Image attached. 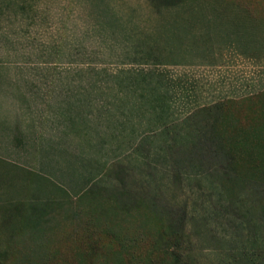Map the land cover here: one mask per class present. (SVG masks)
Here are the masks:
<instances>
[{
  "label": "rangeland",
  "instance_id": "1",
  "mask_svg": "<svg viewBox=\"0 0 264 264\" xmlns=\"http://www.w3.org/2000/svg\"><path fill=\"white\" fill-rule=\"evenodd\" d=\"M163 3L0 0V264H264V0Z\"/></svg>",
  "mask_w": 264,
  "mask_h": 264
},
{
  "label": "trees",
  "instance_id": "2",
  "mask_svg": "<svg viewBox=\"0 0 264 264\" xmlns=\"http://www.w3.org/2000/svg\"><path fill=\"white\" fill-rule=\"evenodd\" d=\"M161 2V0H150V2L153 4V6H156V2ZM163 3V6L165 7H173V6H176L178 4H180L181 2H183V0H162ZM158 6V4H157ZM7 220H5L6 222Z\"/></svg>",
  "mask_w": 264,
  "mask_h": 264
}]
</instances>
